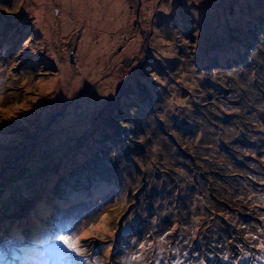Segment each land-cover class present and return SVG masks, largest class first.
<instances>
[{
  "label": "rangeland",
  "instance_id": "obj_1",
  "mask_svg": "<svg viewBox=\"0 0 264 264\" xmlns=\"http://www.w3.org/2000/svg\"><path fill=\"white\" fill-rule=\"evenodd\" d=\"M262 14L264 0H0V224L21 235V215L62 195L48 241L32 254L12 237L0 264L90 241L75 264H264Z\"/></svg>",
  "mask_w": 264,
  "mask_h": 264
},
{
  "label": "trees",
  "instance_id": "obj_2",
  "mask_svg": "<svg viewBox=\"0 0 264 264\" xmlns=\"http://www.w3.org/2000/svg\"><path fill=\"white\" fill-rule=\"evenodd\" d=\"M261 17V19L263 18L262 16H260ZM264 19V18H263ZM193 42H195V41H193V40H190V41H188V43H190V44H192V47H193V45L195 44V43H193ZM263 46H261V45H259L258 46V49H255V51H256V54H258V52H264V49L262 48ZM190 49V51H191V49L192 48H189ZM181 56V55H180ZM182 57V56H181ZM263 64H264V59H263ZM198 69H203V68H201V67H198ZM209 69H207L206 70V77H207V79H212V77L214 76L213 74H210L209 73V71H208ZM263 70H264V68H263ZM196 76H195V78H197L198 80H201L202 81V78H201V70H198L197 71V73L195 74ZM243 78V77H242ZM213 80V79H212ZM244 80H245V85H246V83H247V78L245 77L244 78ZM206 82H208V81H206ZM229 83H231V82H227L226 83V86L229 88L230 86H233V84L231 83V84H229ZM142 85L144 86V87H146V89H145V94L148 96V94L150 95L151 94V89L148 87V86H146L144 83H142ZM215 84H212V85H210V83L208 84V85H204V88L202 89L203 90V92H208V91H211L212 93H215V95H218V88L216 87V86H214ZM236 89V88H235ZM236 92H238L237 90H236ZM239 92H241V91H239ZM148 93V94H147ZM164 95V94H163ZM237 97H238V99H240L241 98V94H239L238 93V95H237ZM164 99H165V101H168L169 100V96H164ZM150 102H153V101H150ZM201 102H203V101H201ZM206 102V100L204 101V103ZM216 103H218L219 104V101L218 100H216L215 101ZM103 129H106L105 127H103ZM108 133H110V134H108V135H106V136H109L110 135V137L114 140V142L115 143H112V144H115L116 145V143H119L117 146H119V147H123L126 143H128L127 145H129V143L131 142L130 141V138H127V136H129V134H127L126 136H124V137H121V138H118V137H115V134L117 133V132H114V130H112V129H109V131H108V129L106 130ZM120 139H122V141L120 140ZM120 142H122V143H120ZM126 142V143H125ZM112 144H110V145H112ZM109 146V145H108ZM129 147H130V145H129ZM152 146L150 145V147L149 148H146L147 150H149L150 148H151ZM103 148V147H102ZM101 148V149H102ZM96 149V148H95ZM98 150V149H97ZM105 150V149H104ZM94 151H96V150H94ZM190 151H193L194 152V154H199L198 152V150L197 149H193V150H190ZM95 153H97V152H95ZM125 153H126V155L125 156H129V157H132L133 156V158H134V154L133 153H131V154H129V151H128V149H126V151H125ZM98 159H96V161H97ZM86 162H88V160H86V156H82L81 157V159L79 160V161H77L75 164H73V166L72 167H68V166H66L65 167V169L66 170H63L61 173H59L58 174V176H57V178H59L60 180L59 181H62L63 182V185L64 184H68V185H73V180H72V178H71V176L70 175H72V174H74V168H77V170L76 171H78L79 169H81L80 167L82 166H84V164L86 163ZM95 164V163H94ZM7 178H9V177H7ZM56 178V179H57ZM77 178V182H81L80 181V177L79 176H77L76 177ZM6 184V183H5ZM59 188H60V186H59ZM57 189V192L58 191H60V189H58V188H56ZM5 189H4V187L2 186V190L1 191H3V193H7L8 191L6 190V191H4ZM8 190H10V191H15V190H17L16 188L15 189H13V188H9ZM58 194H59V192H58ZM57 194H55V196H56ZM55 198V197H54ZM56 198H58L57 196H56Z\"/></svg>",
  "mask_w": 264,
  "mask_h": 264
},
{
  "label": "snow or ice",
  "instance_id": "obj_3",
  "mask_svg": "<svg viewBox=\"0 0 264 264\" xmlns=\"http://www.w3.org/2000/svg\"><path fill=\"white\" fill-rule=\"evenodd\" d=\"M60 240L64 241L66 244H68V247L71 248L73 251H76V247L74 244H71L68 242V238L67 237H64V236H61L59 237ZM141 247H144L143 245H141ZM133 259H137L136 257H133Z\"/></svg>",
  "mask_w": 264,
  "mask_h": 264
},
{
  "label": "bare ground",
  "instance_id": "obj_4",
  "mask_svg": "<svg viewBox=\"0 0 264 264\" xmlns=\"http://www.w3.org/2000/svg\"><path fill=\"white\" fill-rule=\"evenodd\" d=\"M173 2H175V0H173ZM205 34V33H204ZM159 50L161 49L159 46L157 47ZM162 50V49H161ZM192 103V102H191ZM59 152V151H58ZM86 160H88V158L86 157Z\"/></svg>",
  "mask_w": 264,
  "mask_h": 264
}]
</instances>
